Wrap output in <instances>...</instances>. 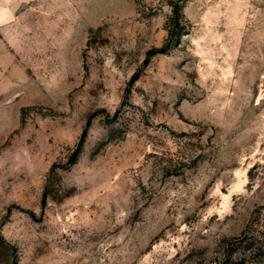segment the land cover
<instances>
[{
	"label": "rangeland",
	"instance_id": "obj_1",
	"mask_svg": "<svg viewBox=\"0 0 264 264\" xmlns=\"http://www.w3.org/2000/svg\"><path fill=\"white\" fill-rule=\"evenodd\" d=\"M25 5L0 34V264H264V0Z\"/></svg>",
	"mask_w": 264,
	"mask_h": 264
},
{
	"label": "crops",
	"instance_id": "obj_2",
	"mask_svg": "<svg viewBox=\"0 0 264 264\" xmlns=\"http://www.w3.org/2000/svg\"><path fill=\"white\" fill-rule=\"evenodd\" d=\"M29 0H0V34H3L6 24L18 21L24 11L28 9L25 2ZM21 20V19H20ZM0 45L5 47V42L0 35Z\"/></svg>",
	"mask_w": 264,
	"mask_h": 264
},
{
	"label": "trees",
	"instance_id": "obj_3",
	"mask_svg": "<svg viewBox=\"0 0 264 264\" xmlns=\"http://www.w3.org/2000/svg\"><path fill=\"white\" fill-rule=\"evenodd\" d=\"M245 247L247 248L246 250L250 251V253H253L254 259L262 260L264 258V246L263 244H261V242L258 243L257 241L256 243V241L251 240L246 243ZM243 262V259L234 260L233 258H231V256L228 255L223 258L218 264H243ZM245 264H247V262H245Z\"/></svg>",
	"mask_w": 264,
	"mask_h": 264
}]
</instances>
